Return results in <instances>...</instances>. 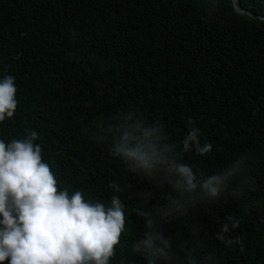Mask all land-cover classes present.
<instances>
[{
    "label": "trees",
    "instance_id": "obj_1",
    "mask_svg": "<svg viewBox=\"0 0 264 264\" xmlns=\"http://www.w3.org/2000/svg\"><path fill=\"white\" fill-rule=\"evenodd\" d=\"M0 0V77H15L18 107L0 139L35 141L61 189L110 204L119 195L127 223L110 264H146L131 251L150 211L172 249L198 237L216 264H264V0ZM165 121L180 141L191 119L210 141L206 156L183 163L212 174L241 154L253 157L241 197L221 196L163 216L170 186L130 173L88 138L86 127L115 110ZM106 123V122H105ZM116 181L124 191L114 193ZM150 190L146 202L138 195ZM239 220L224 247L213 238L224 218ZM7 264V262H6ZM178 264H184L180 260Z\"/></svg>",
    "mask_w": 264,
    "mask_h": 264
},
{
    "label": "clouds",
    "instance_id": "obj_2",
    "mask_svg": "<svg viewBox=\"0 0 264 264\" xmlns=\"http://www.w3.org/2000/svg\"><path fill=\"white\" fill-rule=\"evenodd\" d=\"M15 77L5 72L0 77V123L14 116L17 107ZM106 122V123H105ZM189 127L180 141H173L165 121L152 120L134 109L115 110L84 129L93 142L104 145L108 155L127 164L128 171L148 180L164 183L169 193L160 209L163 216L183 215L189 206L221 196L241 197L251 184L247 174L253 157L241 154L226 167L212 174L194 171L183 163L185 154L206 156L213 150L210 141L201 144V131L189 119ZM37 131L25 132L23 139H0V264H110L125 232L127 217L119 195L110 204L86 200L81 190L70 194L61 189L57 175L44 159ZM108 187L114 193L124 191L116 181ZM138 195L150 202L152 192ZM144 230L131 251L146 264H216L214 254L199 252L198 237L191 245L185 241L183 253L172 249L156 226L150 211L134 208ZM213 238L226 248L239 244V237L226 235L239 227V220L224 218ZM123 264V261L120 262Z\"/></svg>",
    "mask_w": 264,
    "mask_h": 264
},
{
    "label": "water",
    "instance_id": "obj_3",
    "mask_svg": "<svg viewBox=\"0 0 264 264\" xmlns=\"http://www.w3.org/2000/svg\"><path fill=\"white\" fill-rule=\"evenodd\" d=\"M234 2H236V0H232L233 7H234V9H236Z\"/></svg>",
    "mask_w": 264,
    "mask_h": 264
}]
</instances>
